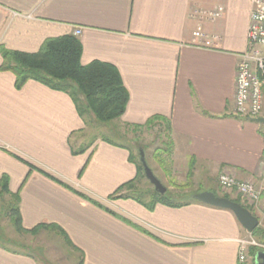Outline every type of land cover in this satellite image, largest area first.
<instances>
[{"label": "crops", "instance_id": "crops-1", "mask_svg": "<svg viewBox=\"0 0 264 264\" xmlns=\"http://www.w3.org/2000/svg\"><path fill=\"white\" fill-rule=\"evenodd\" d=\"M251 12L250 0H0V51L36 53L81 29L82 65L112 64L129 92L119 125L167 120L173 157L215 193L223 171L261 184L264 125L235 114ZM15 82L0 70V179L20 194L24 229L60 227L83 264H239L249 233L231 211L194 200L149 210L117 198L143 174L131 149L106 137L83 142L88 120L68 94ZM247 204L260 220L264 195ZM33 256L0 245V264H40Z\"/></svg>", "mask_w": 264, "mask_h": 264}, {"label": "trees", "instance_id": "trees-1", "mask_svg": "<svg viewBox=\"0 0 264 264\" xmlns=\"http://www.w3.org/2000/svg\"><path fill=\"white\" fill-rule=\"evenodd\" d=\"M82 52V44L74 35L51 38L45 41L40 50L36 53L1 50L0 53L3 62L0 70L14 74L16 78L15 86L17 89H21L29 81H35L52 90L68 94L73 100L80 117L85 120L91 117L101 124L112 123L114 121L119 122L126 112L130 99L129 92L123 83L120 72L112 64L101 61H93L83 66L81 63ZM157 123L163 125V134L172 144L171 125L167 120L161 117H154L143 126L129 125L127 127H133V129L137 130H150L153 129ZM85 151L86 148H81L80 151H76L74 154L79 155ZM130 160L132 162L136 160L132 152ZM27 164L34 169L31 164ZM139 168L143 170L140 165ZM192 175L193 166L191 165L189 168V176L191 177ZM139 177L140 178L137 180L121 186L115 193V195L118 196L117 198H131L149 210H153L158 203L173 206V199L168 194V190L165 195H160L150 189L141 192L138 191L137 185L142 179H145V175L141 174ZM123 189H126L129 193L121 194ZM199 193H202V191H198L190 197H186L183 202L194 200V195ZM215 194L219 196L216 192ZM225 197L230 199L228 196ZM110 199L112 200L115 198L111 196ZM230 200L241 204L250 211L246 205H243L240 198ZM176 206L180 207L182 205L179 204ZM2 216L12 221L19 235H37L44 229L56 231L64 239L65 244L69 248L79 252L69 240L66 233L56 225L42 224L32 230L23 228L20 212V194L19 192L12 193L10 191L9 177L7 175H4L0 179V219ZM252 235L264 240V228L259 227ZM22 247L25 246L22 245ZM258 252L259 251L255 250V248L254 250L253 248L251 249V254L254 257ZM79 253L80 259L78 264H83V254L81 252Z\"/></svg>", "mask_w": 264, "mask_h": 264}, {"label": "rangeland", "instance_id": "rangeland-1", "mask_svg": "<svg viewBox=\"0 0 264 264\" xmlns=\"http://www.w3.org/2000/svg\"><path fill=\"white\" fill-rule=\"evenodd\" d=\"M264 114V93L263 106L260 116ZM87 130L85 131L82 140L89 142L96 138H109L117 143L126 145L131 149V152L137 163L142 166L141 152L144 154L145 161L152 169L155 176L169 191L170 197L175 202H183L186 197L203 191L207 183H201V176H189V168L180 166L177 160L173 157L174 143L171 142L163 134V125L157 123L153 129H133V127L121 126L118 121L112 123L101 124L92 119L87 118ZM264 131V126L262 127ZM86 143V144H87ZM170 144V145H169ZM172 151V152H171ZM142 173L144 174L143 170ZM218 174L217 184L214 181L212 186L216 184V193L230 199L241 198L236 192L224 191L219 184ZM196 178V179H195ZM215 183V184H214ZM206 184V185H205ZM138 191H146V189L154 190V187L147 179H142L137 185ZM122 194L127 190L123 189ZM174 196H177L174 197ZM193 201V200H187ZM246 201V200H245ZM242 200L243 205L248 201ZM246 203V204H245ZM260 227L264 228V222L260 223ZM2 236V238H1ZM244 239L255 240L258 244L264 245V240L250 234H245ZM0 245L7 246L10 249L29 252L39 260L40 264H78L80 255L73 249L69 248L64 239L52 230H41L37 235H19L10 219L2 216L0 219ZM25 246L26 251L23 250ZM254 250V248H253ZM255 250H260L255 247ZM251 255V254H250Z\"/></svg>", "mask_w": 264, "mask_h": 264}, {"label": "built area", "instance_id": "built-area-1", "mask_svg": "<svg viewBox=\"0 0 264 264\" xmlns=\"http://www.w3.org/2000/svg\"><path fill=\"white\" fill-rule=\"evenodd\" d=\"M252 5L251 22L248 32V51L240 56L237 67L235 114L239 117L260 118L263 106L264 90V0H250ZM82 31L76 28L74 36L79 37ZM204 45L211 42L201 33ZM261 184L239 181L232 173L223 171L219 177V184L224 191L236 192L252 206H259L264 195V160L261 164ZM264 222V204L261 207L260 223ZM252 235V234H250ZM239 242V264H251V249L259 247L264 252V245L255 240L241 239Z\"/></svg>", "mask_w": 264, "mask_h": 264}, {"label": "water", "instance_id": "water-1", "mask_svg": "<svg viewBox=\"0 0 264 264\" xmlns=\"http://www.w3.org/2000/svg\"><path fill=\"white\" fill-rule=\"evenodd\" d=\"M253 122L264 125V118L260 117L252 119ZM141 162L144 170V175L150 184L154 187V191L160 195L167 193V188L155 176L152 169L145 161L144 154L141 152ZM193 199L205 205H209L219 209L231 211L237 218L243 229L249 234H253L260 227V220L254 216L248 209L241 204L230 200L226 197L217 196L215 193L206 191L194 195ZM255 264H264V252H258L255 256Z\"/></svg>", "mask_w": 264, "mask_h": 264}]
</instances>
